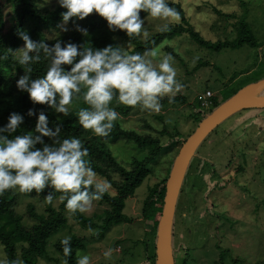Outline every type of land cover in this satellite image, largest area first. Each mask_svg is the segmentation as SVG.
Returning a JSON list of instances; mask_svg holds the SVG:
<instances>
[{"label":"rangeland","instance_id":"374dc122","mask_svg":"<svg viewBox=\"0 0 264 264\" xmlns=\"http://www.w3.org/2000/svg\"><path fill=\"white\" fill-rule=\"evenodd\" d=\"M43 1L47 4H58L57 0ZM168 2L179 3L187 21L206 40H233L234 27L244 19L262 44L258 48L244 45L237 49L225 48L214 52L200 48L185 35L165 41L155 50L174 57L177 79L184 85L182 91L177 94L185 96L187 103L162 106L159 113L139 109L126 116L120 112L124 105L117 102L112 104L120 113V119L114 124L121 122L124 128L139 133L147 132L144 129L147 124L157 132L165 129L171 135L178 133L186 137L196 128V122L191 117L194 111L190 106L192 104L194 106L198 95L209 91L211 97L219 96L220 89L233 83L239 82L241 86H247L244 83L264 80V0H168ZM0 5L7 32L15 22L14 10L11 6L5 5L3 0H0ZM144 19V27L148 35L138 36L141 40L157 33L165 24L170 26L178 23L152 18L150 15ZM170 49L176 55H173ZM18 56L17 51L15 57ZM206 62L207 65H202ZM255 94L256 92H253L254 96ZM81 107H83L82 103L78 102L71 106L70 110L77 113ZM211 110L213 111L210 107L208 114ZM256 113L257 111H241L226 119L210 133L202 146H197L194 152L196 157L192 160L193 168L190 170V176L197 174L196 182L200 184L198 185L200 189L192 192L190 199L185 198L186 192L181 196L178 194L173 216V228L176 229L175 223L178 222L180 233L183 232L182 226L187 225L185 222H189L190 226L195 225L190 228L194 237L188 242L189 258L186 264H263L264 262V131L258 133V128L255 127L256 130L244 135L242 128L247 125V120H244L252 118ZM239 118L243 123L236 125L240 121ZM237 126L241 127L236 133L239 136L241 131V155L237 153L239 142L230 149L229 136H225L224 139V134ZM162 140L165 142L166 136H163ZM248 147L253 150L249 151ZM243 148L247 150L243 151L246 156L242 155ZM110 150L122 163L128 162L133 155L138 156L131 146L121 142L112 144ZM178 151L179 148L164 157L155 168L154 174L144 180L125 201L123 214L133 219L132 222L112 226L101 237L100 230H86L76 223L71 213H66L67 226L48 239L47 257L39 260L37 264H61L62 259L54 252L53 244L64 236L72 235L82 238L85 245L84 249L77 250L76 259L80 254L86 253L90 256L91 264H146V248L151 246V237L146 225L151 224V219H142V202L146 197L147 189L166 176L170 163L175 160ZM197 158L211 159L214 164L215 174H209L210 178L206 181L203 180L204 174L200 170L202 164L200 165L201 162ZM238 165L243 168L240 177L239 174H234ZM218 176L220 182L229 180L228 183L223 188L217 187L206 202H203L201 192ZM189 201L194 204L193 209L188 213L190 221L186 214L189 206L185 204ZM59 203V197L54 198L52 203H47L46 200L19 195L16 211L22 216L23 222L30 225L32 222L26 215L28 204L33 205L37 214H41L47 204L56 209ZM213 203L215 206L210 208ZM207 207L210 209L208 210ZM106 208L98 201H93L90 209L82 214L99 224V218ZM180 237L182 238L183 235L178 234L177 239L182 240ZM108 248L113 249L111 259H105L103 256V252ZM223 251L225 253L221 256L220 252ZM174 258L175 264H179L182 252L176 249ZM0 259H5L1 244Z\"/></svg>","mask_w":264,"mask_h":264},{"label":"trees","instance_id":"16d2710c","mask_svg":"<svg viewBox=\"0 0 264 264\" xmlns=\"http://www.w3.org/2000/svg\"><path fill=\"white\" fill-rule=\"evenodd\" d=\"M5 5L11 6L15 14V22L9 31H5V22L2 12V6L0 5V126L7 123V118L11 112H17L24 116V121L17 129L15 134H23L26 131H31L35 127L36 117H29L26 113L29 108L34 110L44 109L49 117L50 125L60 123L62 125L60 132V139L70 138L76 136L84 142V147L88 149V159L90 160L91 167L98 174V177L105 178L111 183L109 192L105 193L103 198L98 202L105 205L107 208L104 210L103 215L99 218L100 223L97 224L92 218L85 217L82 213H71L65 208V201H61L58 208H53L50 204L45 206L44 211L41 214H37L32 204H28L26 207V215L32 222L30 225H26L23 222V218L16 211V204L19 195L29 198H36L45 200V195L48 192H52L53 199L60 197L62 194L56 192L52 188H46L42 192H19L18 190L5 191L3 195H0V244L3 247L5 259L11 261L14 259H22L24 264H37L39 260L47 257V245L48 239L57 233L61 228L67 226L66 213H71L76 223L80 227L89 229H98L101 231V237L110 227L119 225L121 223L132 222L133 219L123 214L125 201L131 197L134 191L142 184L144 180L151 177L154 174L155 168L161 162V160L168 154L173 152L182 146L185 140L190 137L194 130L183 137L176 134H169L165 129L161 131H155L151 126L145 125L144 129L147 132L139 133L133 129H126L122 126V123L113 124L111 131L106 137H98L91 132V130L83 129L78 122L76 112L70 110L69 116L65 117L62 114H53V112L45 105L33 104L26 92L18 91L16 88V80L19 75L23 73V66L18 64V60L15 57L16 50L24 43L18 35V31H25L30 38L36 42L41 40L45 41L49 46L59 39L62 43L71 41L78 44H84L85 47H103L106 44L112 43H126L131 51H139L143 53L146 50L156 49L165 41H171L185 35L192 42H194L200 48L218 52L222 49H237L244 45L251 48H258L262 44L256 38L249 23L244 19H241L235 28V37L231 41H209L204 39L199 32L195 31L193 26L187 21L185 12L179 3L169 2V5L175 7L180 13V22L167 26V30L161 29L152 36L141 40L136 37L128 38L122 31H109L106 21L98 14L93 12L83 20H77L75 17L65 25L62 21L61 13L66 9L60 7L59 4H47L43 0H3ZM149 14L147 12H141L142 17H146ZM76 25L81 28L87 29V34H83L76 30ZM62 27H67V31H62ZM53 30H55L53 32ZM169 51V49L166 47ZM172 52V49H170ZM173 53V52H172ZM173 55H176L173 53ZM48 61L43 58L41 53V60L32 65L33 72L32 78L42 76L47 70ZM207 65V62L202 64ZM255 82H247L245 85H249ZM245 86H241L239 82L233 83L229 86L223 87L218 91L219 96H212L210 98L211 105L208 108H203L195 98V104L190 106L194 111L193 117L196 122V127L217 107L233 97L239 90ZM254 98H264V87L257 89ZM82 103L83 107H88L84 103L82 97L75 101L76 103ZM113 102H116L115 100ZM162 106H176L185 105L187 103L186 97L177 94L172 102H169L168 97L165 96L160 101ZM72 105V106H73ZM213 109L208 114V109ZM196 108V109H194ZM140 108H131L125 106L120 109L123 116L128 115L131 112L138 111ZM243 111H257L256 115L250 119H243L247 125L242 126L244 128L243 134L247 135L255 127L258 128V133L264 131V108L263 109H247ZM241 112V111H240ZM260 112V114H259ZM240 120V118H239ZM243 122L240 120L236 125H240ZM251 123V124H250ZM237 129V130H236ZM241 127L237 126L227 131L225 136H229V148L233 149L238 142L240 147L237 148L238 154L241 153V131L239 136L236 134ZM256 134V132H255ZM166 136V141L163 142L162 137ZM207 135L198 146H202L209 138ZM216 136V135H215ZM46 142L48 141L45 138ZM118 142L123 143L126 146H131L133 151L138 155H133L129 158L128 162L122 163L112 154L110 146ZM226 143V142H225ZM247 149L252 148L248 147ZM247 151L242 149V155L246 156ZM236 153V155H237ZM241 155V154H240ZM194 155L186 169L184 175V181H182L179 194L186 192V199H190L191 193L200 189L196 182L198 179L197 174L190 176V170L193 168ZM175 159V158H174ZM201 163V171L204 174V181L210 178V175L215 174L214 164L211 159L197 158ZM212 163H211V162ZM174 160L170 163L166 176L155 183L152 187L147 189L146 197L142 202L141 217L143 220L151 219V224H147L146 229L151 237L150 245L146 248L145 258L146 264H155V240L158 221L163 208V201L165 197V187L168 176L170 174ZM246 162V161H245ZM199 171V170H198ZM243 173L241 165L236 166L234 171L235 175L239 174V177ZM210 174V175H209ZM207 177V178H206ZM205 188L201 192V198L203 202H206L211 192L217 190V187L223 186L228 181H222L218 179ZM201 180V182H204ZM200 182V183H201ZM238 182V181H237ZM236 182V183H237ZM205 183V182H204ZM220 188V189H221ZM187 207L186 214L193 209L191 201L186 202ZM218 204V203H217ZM215 203L211 204L210 208H213ZM207 207V209H210ZM176 209V207H175ZM185 214V213H184ZM188 217L187 219L189 218ZM191 219L189 218V221ZM212 221H214L212 219ZM184 224L183 232H179V223H175L176 229L174 230V220L171 228V249L173 254V260L175 264L174 254L176 249L182 252V258L179 264H186L189 252L188 242L193 240V234L190 228L195 225H191L189 222ZM189 227V228H188ZM181 234L183 237L178 240L177 235ZM72 254L65 258L62 253V247L59 243L60 239L56 240L53 244L54 252L58 254L60 259H67L68 264H76V252L79 249H84V240L75 235L71 236ZM153 246V247H152ZM220 252V255L222 256ZM264 264V262H263Z\"/></svg>","mask_w":264,"mask_h":264},{"label":"clouds","instance_id":"9594fccd","mask_svg":"<svg viewBox=\"0 0 264 264\" xmlns=\"http://www.w3.org/2000/svg\"><path fill=\"white\" fill-rule=\"evenodd\" d=\"M66 25L70 18L83 20L95 12L102 17L109 31H122L128 38L147 36L145 19L141 12L152 18L179 22L180 13L168 0H57ZM67 31V27H62ZM76 30L87 34V29L76 25ZM167 30V24L164 25ZM23 47L17 49L18 64L23 73L16 80L18 91L26 92L35 105H45L53 114L67 117L70 107L81 97L88 107L76 113L79 125L98 137H106L120 113L112 106L118 104L152 113L161 110L160 101L167 96L172 102L184 85L177 79L174 57L155 49L143 53L131 51L126 43L106 44L103 47H85L76 42L62 43L59 39L49 46L36 42L25 31H18ZM43 58L48 61L42 76L32 78V65ZM35 116L34 129L15 134L24 116L11 112L7 123L0 126V195L8 190L42 192L52 188L61 193V201L71 213L87 212L93 201H99L109 192L111 183L98 177L88 159V149L76 137L60 139L62 125L49 126L44 109L29 108L26 113ZM45 138L50 142H46ZM52 203L53 194L45 195ZM91 231V229H89ZM71 236L59 243L65 258L72 254ZM112 248L103 252L111 259ZM0 264H24L22 259H0ZM61 264H68L67 259ZM76 264H91L88 254H80Z\"/></svg>","mask_w":264,"mask_h":264},{"label":"water","instance_id":"95a60500","mask_svg":"<svg viewBox=\"0 0 264 264\" xmlns=\"http://www.w3.org/2000/svg\"><path fill=\"white\" fill-rule=\"evenodd\" d=\"M263 87L264 80L243 87L209 114L179 148L166 182L163 208L156 230L155 264H174L171 249L173 216L186 169L197 146L218 125L236 113L247 109H263L264 98H254L253 95L255 90Z\"/></svg>","mask_w":264,"mask_h":264},{"label":"built area","instance_id":"2783aa9c","mask_svg":"<svg viewBox=\"0 0 264 264\" xmlns=\"http://www.w3.org/2000/svg\"><path fill=\"white\" fill-rule=\"evenodd\" d=\"M210 98L211 93L209 91H206L196 97L197 101L203 108H208L211 105Z\"/></svg>","mask_w":264,"mask_h":264},{"label":"bare ground","instance_id":"6f19581e","mask_svg":"<svg viewBox=\"0 0 264 264\" xmlns=\"http://www.w3.org/2000/svg\"><path fill=\"white\" fill-rule=\"evenodd\" d=\"M247 96V95H246ZM246 96L244 98H246ZM250 96V95H249Z\"/></svg>","mask_w":264,"mask_h":264}]
</instances>
